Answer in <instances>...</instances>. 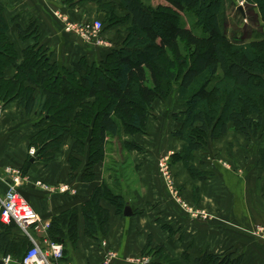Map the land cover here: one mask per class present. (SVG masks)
<instances>
[{"label": "trees", "instance_id": "obj_1", "mask_svg": "<svg viewBox=\"0 0 264 264\" xmlns=\"http://www.w3.org/2000/svg\"><path fill=\"white\" fill-rule=\"evenodd\" d=\"M90 1L98 10L118 8L131 25L121 47L110 51L100 68L86 64L85 58L72 63L71 69L58 68L38 43L17 51L0 8V105L4 108L17 100L26 117L48 123L32 138L36 161L52 160L69 139L72 169L84 158L81 180L91 181L95 165L106 159L107 145L117 143L121 152L139 149L122 135L145 134L154 104L176 90L183 110L172 115L180 124L173 135L185 146L170 162L178 161L193 177L205 178L193 166L194 154L232 126L246 138L260 140L264 170V34L238 42L225 33L227 9L236 2L243 3L251 22L246 10L260 11L264 25V0H115L116 6L113 0ZM189 12L198 16L204 36L183 25L181 18ZM16 29L20 37L36 33L33 26ZM104 29L102 23L101 35ZM10 67L14 74L5 78ZM101 200L120 213L125 206L113 185L103 182L96 187L82 205L85 231L92 237L97 227L104 233L107 229L108 211L100 206ZM77 221V208L53 217L48 240L62 245L66 238L75 240ZM18 230L14 222L0 226V260L10 257L21 264L32 247ZM241 260L229 252H202L194 263L240 264Z\"/></svg>", "mask_w": 264, "mask_h": 264}, {"label": "crops", "instance_id": "obj_2", "mask_svg": "<svg viewBox=\"0 0 264 264\" xmlns=\"http://www.w3.org/2000/svg\"><path fill=\"white\" fill-rule=\"evenodd\" d=\"M0 8L9 40L17 51L38 43L51 54L52 63L65 69H71V64L81 58L95 59L96 47L66 31L70 25L98 20L101 10L90 0H0ZM29 26L34 27V35L17 34V27L26 30ZM114 33L104 32L101 37L111 40ZM13 74L10 67L5 78ZM171 102L177 103L176 96ZM157 103L161 106L167 102ZM164 108L158 111L162 113ZM39 122V118L26 117L17 100L3 108L0 199L8 190V172L16 170L22 174L18 192L41 223L50 226L53 217L77 208V237L66 238L63 243L65 263L102 264L105 254L112 251L116 258L110 264H138L134 260L143 256L150 258L149 264H195L202 252H229L234 257L241 256L240 264H264V238L258 233L259 228H264V170L259 139L246 138L230 126L224 136L209 140L203 150L194 154L193 166L206 176L203 179L193 177L182 163L170 162L175 193L172 196L158 171L161 158L170 156L171 160L185 146L173 135L180 124L171 115L149 118L145 134H123V140L135 141L139 149L123 151L126 163L121 162V173L107 167L106 159L95 165L89 182L81 180L84 158L75 169L70 165L73 142L69 139L63 141L52 160L31 162L29 151L35 150L32 138L48 127L47 122ZM103 182L116 188L124 209L130 208L132 215L124 216V209L120 213L101 200L100 206L108 211L107 229L104 233L97 227L92 237L85 231L82 205ZM38 184L68 186L73 193H50ZM174 197L197 215L187 214Z\"/></svg>", "mask_w": 264, "mask_h": 264}, {"label": "built area", "instance_id": "obj_3", "mask_svg": "<svg viewBox=\"0 0 264 264\" xmlns=\"http://www.w3.org/2000/svg\"><path fill=\"white\" fill-rule=\"evenodd\" d=\"M242 6L243 3H240ZM66 31L74 32L82 42L94 47L107 48L108 44L101 37L102 23L99 20L85 21L77 25H70ZM3 113V108L0 105V116ZM36 152L34 149L29 151V156L34 158ZM158 171L161 178L164 180L166 187L172 194L175 195L172 184V176L170 171V156H165L158 161ZM8 190L3 199H0V225H9L14 222L21 232L30 240L32 247L25 253L21 264H67L64 260V249L60 243L52 242L47 238V230L49 224L41 223L37 213L33 210L30 204L18 192V188L22 181L20 171H10ZM41 187L50 193H73L68 186L47 187L42 184ZM175 201L180 204V207L191 216H196L197 212L193 211L180 198L174 197ZM30 230L40 235V242L30 235ZM258 233L264 238V228H259ZM42 244V245H40ZM105 246V244H103ZM116 258V254L108 251L104 256L102 264H110ZM4 264H11L10 257L2 259ZM138 264H149L150 258H138L134 260Z\"/></svg>", "mask_w": 264, "mask_h": 264}, {"label": "rangeland", "instance_id": "obj_4", "mask_svg": "<svg viewBox=\"0 0 264 264\" xmlns=\"http://www.w3.org/2000/svg\"><path fill=\"white\" fill-rule=\"evenodd\" d=\"M115 2V3H114ZM113 6H116V1H114ZM241 2H236L233 6H229L227 9V13H226V25H225V33L226 35L233 41H240V42H247L250 41L252 39H255L256 37H260L261 34H264V25L259 21V17H260V11H248L246 10V13L249 14V16L253 19V21L251 22L250 19H248V15L246 17H242L240 14H238L235 10V5L238 7L240 6ZM242 8L244 9V5H242ZM99 13V12H98ZM101 16L98 17V20L101 21L103 23V25L105 26V31L106 32H115L113 35V39H109L106 40L105 39V43L108 44L107 48L104 47H96L97 48V53H96V57L94 60H87L86 59V64H94L96 65V68H100L102 62L105 59V56L110 53V51L112 50H118L121 45L123 44V41L125 40V38L128 35V32L130 30V21L126 18V15L123 12H120L118 10V8H114L112 7L111 10L105 11V10H101L100 11ZM182 22L183 25L186 26L188 29H190L195 35L197 36H204L205 32L203 30V28L201 27V25H199V20H198V16L194 13V12H189L186 15L182 16ZM116 24V25H114ZM118 24V29H116V26ZM182 48V53L183 55H187L188 54V50L186 49V47L184 45L181 46ZM177 98V103H173L171 102V100L174 98ZM161 102L166 101L167 103H163V105L159 106V103H155L153 106V108L150 110L151 114H150V118L152 116H166V115H172L179 113L183 110V107L181 106L182 103L178 100V94L176 92V90H173L170 93V96L166 99L163 100H158ZM162 113L160 111H158L159 109H163ZM154 112V114H153ZM174 120V119H173ZM175 121V120H174ZM179 130V129H178ZM114 142V141H113ZM107 149V155H106V165L107 167L112 166L114 169H118L117 171L119 173H121L120 169V164L122 163H126L125 161V157L126 154L125 152H121V150L119 149V146L117 143H113L112 145H107L106 146ZM110 151H113L110 153ZM121 152V154H120ZM122 162V163H121ZM117 164V165H114ZM114 165V166H113ZM23 236H25L21 230H18ZM30 235L36 240V242H40V235L38 236L35 232L30 230ZM42 245V244H40ZM43 247V245H42ZM143 258H148L146 256H143ZM11 259V263L12 264H18L16 263L17 261H15V259L10 258ZM152 260V257H151ZM167 264H171L169 262H166Z\"/></svg>", "mask_w": 264, "mask_h": 264}, {"label": "water", "instance_id": "obj_5", "mask_svg": "<svg viewBox=\"0 0 264 264\" xmlns=\"http://www.w3.org/2000/svg\"><path fill=\"white\" fill-rule=\"evenodd\" d=\"M236 10H237L238 13H240V15H241L242 17H245V12H244V9L242 8L241 5L238 6V7L236 8ZM36 155H37V154H36ZM36 155L34 156V158L31 159V162H33V161L35 160ZM131 215H132V211L130 210V208L126 207V208L124 209V216L129 217V216H131ZM0 264H4L2 260H0Z\"/></svg>", "mask_w": 264, "mask_h": 264}]
</instances>
